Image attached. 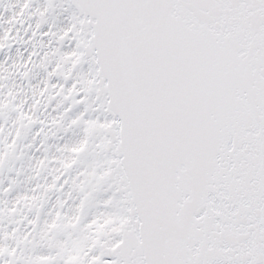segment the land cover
<instances>
[{
    "label": "snow or ice",
    "instance_id": "1",
    "mask_svg": "<svg viewBox=\"0 0 264 264\" xmlns=\"http://www.w3.org/2000/svg\"><path fill=\"white\" fill-rule=\"evenodd\" d=\"M0 264H264V0H0Z\"/></svg>",
    "mask_w": 264,
    "mask_h": 264
}]
</instances>
